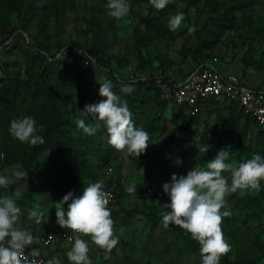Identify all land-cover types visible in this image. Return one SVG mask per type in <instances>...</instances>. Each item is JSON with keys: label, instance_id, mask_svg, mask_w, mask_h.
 Wrapping results in <instances>:
<instances>
[{"label": "rangeland", "instance_id": "rangeland-1", "mask_svg": "<svg viewBox=\"0 0 264 264\" xmlns=\"http://www.w3.org/2000/svg\"><path fill=\"white\" fill-rule=\"evenodd\" d=\"M107 4L108 0H0V62L19 84L28 82L31 91L39 88L44 93L42 101H49V111L50 101L58 107L61 119L57 131L69 154L63 161L52 149L29 164L9 163L5 154L0 174L10 176L12 182L0 187V196L16 200L22 211L16 226L35 237L29 250H38L44 264L54 258L61 264H75L67 256L74 243L40 244L41 237L60 226L55 204L69 191L79 196L90 183L115 180L120 196L111 208V217L119 242L107 253L91 234L82 238L88 241L92 264H202L201 246L190 233L174 224L163 226L167 201L149 199L144 190L162 186L173 173L184 175L192 167H206L226 146H230L229 162L235 161L237 166L256 152L264 155V130L231 104H226V118L219 107L203 110L201 114H217V124L199 128L185 109L162 98L160 84L145 79L141 88L134 76L167 69L195 47L197 62L205 64L207 60L219 70L224 64L220 61H237L242 65L231 70L246 86L263 83L264 0H170L163 9H156L151 0H129L130 10L123 18L111 16ZM179 12L184 13V19L172 30L170 19ZM10 32L12 36L4 42ZM19 33L29 44L47 50L48 64L31 57ZM66 45L87 49L109 68L133 77L128 83L112 84L121 99L127 100L135 125L150 134L145 153L136 157L115 149L108 143L106 127L90 136L77 126L79 119L99 122L83 110L86 104L105 99L99 95V87L107 78L85 62L63 56L58 60L59 49ZM128 85L134 88L131 93L122 91ZM11 135L13 142L21 145L22 141ZM162 147L164 154L158 152ZM108 166L113 171L111 177L105 175ZM17 171L26 175L16 176ZM222 174L230 185L231 171ZM127 183L135 184L137 192L123 193ZM260 183L259 191L249 188L225 196L231 215L222 219L221 228L231 250L220 264H264V179ZM70 202L64 204L65 209ZM37 205L43 213L39 219L30 215Z\"/></svg>", "mask_w": 264, "mask_h": 264}, {"label": "clouds", "instance_id": "clouds-1", "mask_svg": "<svg viewBox=\"0 0 264 264\" xmlns=\"http://www.w3.org/2000/svg\"><path fill=\"white\" fill-rule=\"evenodd\" d=\"M169 2L170 0H151L156 9L165 8ZM107 7L109 14L116 18L125 17L130 10L129 0H108ZM183 19V12L172 16L170 28H179ZM122 91L131 93L134 88L128 85ZM99 95L105 99L86 104L83 110L99 122L86 123L84 119H79L77 126L90 136L95 135L101 127H106L108 143L115 149L126 150L127 154H134L136 157L145 153L150 145V134L143 127L135 125L127 100H122L113 90L111 80L105 79L100 83ZM10 130L20 141H27L32 145L45 143L44 137L37 134V122L32 116L13 120ZM229 147L219 149L207 161L206 167H192L184 175L173 173L170 180L162 185L163 192L168 196L164 203L167 210L162 215L163 226L168 228L174 224L190 233L201 246L202 264H220L221 257L231 250L221 228L222 219L231 215L225 207L226 194L249 188L259 191L260 181L264 179V155L256 152L237 166V162H229ZM204 150L207 151V148ZM225 170L231 171L230 185L222 174ZM15 174L26 175L19 171ZM11 182L10 176L0 174V187H7ZM126 191L130 194L136 193L137 187L135 184L129 185ZM108 197L104 181L100 180L84 187L79 196L69 191L55 204L56 222L61 227L67 226L74 230V244L67 256L75 264H92L88 255V241L81 239L79 233L91 234L95 244L104 248L107 253L119 242V237L114 235V221L108 207ZM68 201L71 202L65 209L64 204ZM21 215V208L15 199L11 196H0V264H38L36 259H30L29 254H25V248L33 244L35 237L16 226ZM30 215L37 219L42 217L39 205ZM32 252L38 255V250L33 249ZM47 264L61 262L54 258Z\"/></svg>", "mask_w": 264, "mask_h": 264}, {"label": "trees", "instance_id": "trees-1", "mask_svg": "<svg viewBox=\"0 0 264 264\" xmlns=\"http://www.w3.org/2000/svg\"><path fill=\"white\" fill-rule=\"evenodd\" d=\"M12 34L13 32H10L4 42L7 41ZM18 36L20 37L23 47L30 50L31 57L35 58L43 65L49 63L50 58L44 47L36 44H29L22 33H19ZM59 52H61V56H59L58 60L63 56L69 61L85 62L99 69L106 75L107 79L114 83H128L130 80H134L133 77L129 75L120 74L109 68L97 55L79 46L66 45L61 47ZM197 57V50L194 47L189 50L179 63L171 64L167 69H158L148 76L145 74H135L134 77L139 80L138 86L141 88H144L145 83L142 80L145 79L152 80L153 84L157 85H161L162 83L177 85L180 84L182 80L184 81L192 72L208 67L207 63L209 61L205 60V64H201L197 62ZM244 60L245 59L242 58L241 62H244ZM7 68V65L0 62V70L2 72L0 78V135L2 136L0 140V150L4 152V155L6 154L8 158L7 161L13 164H29L42 152L52 149L56 151V155L60 160L66 161L69 158V154L57 131V126L61 119L58 107L50 101L51 106L49 111L47 109L48 99L47 101H42L44 93L40 91L39 88H34L31 91L28 82L22 81V84H19L16 78H12L8 75ZM24 116H32L36 119L37 134L44 137L45 143L32 145L27 141H22L21 145H16V143L13 142L11 139L10 124L13 120L21 119ZM245 117L246 119H250L258 129L264 130V128L259 127L251 117ZM40 121H44L45 124L43 125ZM40 125H43V127H40ZM164 150L165 148L162 147L158 152L164 154ZM108 183L109 180L104 181V187ZM119 196L118 193L117 199ZM66 229H69V227L65 226L61 228V230ZM222 259L223 257H221V260Z\"/></svg>", "mask_w": 264, "mask_h": 264}, {"label": "built area", "instance_id": "built-area-1", "mask_svg": "<svg viewBox=\"0 0 264 264\" xmlns=\"http://www.w3.org/2000/svg\"><path fill=\"white\" fill-rule=\"evenodd\" d=\"M161 95L164 100L177 107L184 108L191 117L200 113L202 104L208 100H222L236 105L245 116L251 117L254 122L264 128V92L246 88L240 77L236 74H223L215 69L206 67L198 69L188 75L184 81L177 85L162 83ZM4 154H0L3 161ZM105 175H113L112 168L106 167ZM109 193L108 207L117 201L118 185L115 180L109 179L104 187ZM127 192V191H126ZM144 194L149 199L167 201L168 196L163 192L162 186L147 188ZM74 230L69 227L66 230L50 231L39 239L40 244L50 245L59 241L74 243ZM81 239L87 234L79 233ZM30 259H36L38 264H44V258L40 254L34 255L25 249Z\"/></svg>", "mask_w": 264, "mask_h": 264}, {"label": "crops", "instance_id": "crops-1", "mask_svg": "<svg viewBox=\"0 0 264 264\" xmlns=\"http://www.w3.org/2000/svg\"><path fill=\"white\" fill-rule=\"evenodd\" d=\"M214 61H217V60H214ZM220 61V60H219ZM220 62H222V63H224L223 65H222V68L221 69H217V68H215L214 66H212V65H210V63L208 62L207 64H208V67L209 68H212V69H215V70H217V71H219V72H221V73H223V74H236V75H238L239 77H240V79H241V81H242V83H243V85L246 87V88H248V89H251V90H261V91H263L264 92V82L263 83H261V84H258L256 87H248V86H246L245 84H244V82H243V80H242V77L239 75V74H237V73H235V72H233L232 70H231V68L234 66V65H242V64H240V63H237V61H235V62H233L232 64H230V61H227V60H225V62H223V61H220ZM250 67V66H249ZM253 68V67H252ZM255 69V68H254ZM261 70V69H260ZM263 73H264V70H261ZM183 82V80L180 82V83H182ZM213 104H215V105H213ZM226 104H230V103H228V102H225V101H222V100H215V99H211V100H208V101H206V102H204L203 104H202V108H201V111H200V113L199 114H197L196 116H194V117H191V116H189L188 114V117H189V119H194V122H197L196 123V126L197 127H203V125H205V124H207L208 123V125H215V124H217V122H216V119H217V114H213V111H208V114H201V112L203 111V110H211L212 108H215V107H219V109H221V111H223L224 112V114H221V115H224V117L226 118L229 114H227V105ZM231 105H233V104H231ZM234 107H236L235 105H233ZM239 111H241L238 107H236ZM238 115H241V116H243V114H238ZM196 126H194V127H196ZM167 181H169V180H167ZM130 184L129 183H127L126 184V187L123 189V193H127L126 192V188L129 186ZM122 194V193H121ZM112 206L113 205H111L109 208L111 209L112 208ZM61 228H63V227H61V226H57V227H55V228H53V230H61ZM87 236H89V234H87L86 235V237ZM40 247V246H39ZM27 248V249H26ZM25 249L28 251V252H31V253H33L32 252V249H30L29 250V247H26ZM39 249H41V248H39ZM39 254V253H38Z\"/></svg>", "mask_w": 264, "mask_h": 264}]
</instances>
